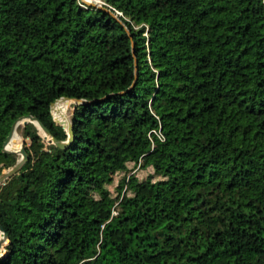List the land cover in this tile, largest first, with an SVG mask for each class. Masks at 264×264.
<instances>
[{
	"label": "trees",
	"instance_id": "16d2710c",
	"mask_svg": "<svg viewBox=\"0 0 264 264\" xmlns=\"http://www.w3.org/2000/svg\"><path fill=\"white\" fill-rule=\"evenodd\" d=\"M100 1L0 0V174L82 101L18 127L0 264H264V0Z\"/></svg>",
	"mask_w": 264,
	"mask_h": 264
},
{
	"label": "water",
	"instance_id": "95a60500",
	"mask_svg": "<svg viewBox=\"0 0 264 264\" xmlns=\"http://www.w3.org/2000/svg\"><path fill=\"white\" fill-rule=\"evenodd\" d=\"M80 1H81V3L85 4L86 6L93 7V8H96V9H98V10L105 11V12H107L109 15H112V16L115 17V15H114L110 10H108V9L105 8V7H103L102 5H98V4H96V3H91V2H85L84 0H80ZM60 100L63 101V102H69V103H71L72 105L82 103V101L72 100V99H68V98H62V99H60ZM60 100H58V101H60ZM58 101H56V102H58ZM56 102H55V103H56ZM55 103H53V104L51 105V110H52V106H53ZM23 119H25V120H33V121H36V122L38 123V125L41 127V129H43V130L46 132V134L51 138V140L53 141V143L55 144V146H56L57 149H59V150H65V149L69 146V144L73 141V130H72V124H71V120H70V119H68V121L66 122V126H65V132H66V135H67V139H66V141H61V140H57V139L53 138V137L49 134V132H48V131L42 126V124L39 123V122L36 120V118L31 117V116H25V117H21V118H19V119H18L17 121H15V123L12 125L11 130H10V133H9V135H8V137H7V139H6V141H5L4 144H3L2 152H3L4 154H7V153H8V151H7V149H6V146H7L8 141H9L11 135H12V131H13V127H14V125H15L18 121L23 120ZM39 150L42 151L43 149H42V148H39ZM19 151H20L21 154H22V158H21L20 162H19L16 166L9 167V168L6 169L3 173H1V174H0V181L7 180V179L11 178L12 176L16 175L17 173L20 174V173L22 172L23 167L26 165V163H27V161H28V156H27V154H26V152H25V149H24V147H23L22 144H21V146H20ZM19 174H18V175H19ZM18 175H17V176H18ZM17 176H16V177H17ZM16 177H15V178H16ZM15 178H13V179H11V180H14ZM4 186H5V185H4ZM0 233L2 234V238H3V239H2V242L5 243L7 246H9L8 237H7L6 233H5V231L3 230V228L1 227V225H0ZM1 256H2V253H0V257H1Z\"/></svg>",
	"mask_w": 264,
	"mask_h": 264
},
{
	"label": "bare ground",
	"instance_id": "6f19581e",
	"mask_svg": "<svg viewBox=\"0 0 264 264\" xmlns=\"http://www.w3.org/2000/svg\"><path fill=\"white\" fill-rule=\"evenodd\" d=\"M85 2H87L86 0H84ZM66 105H65V104ZM64 104V105H62ZM67 104L68 106H70V103L69 102H63V101H58L56 102L53 106H52V110L54 109V112L58 115V118L55 119V121L60 124L63 129L65 130V126H66V122L68 121V118L66 117V115L64 114L65 112V109L67 108ZM23 122H28V123H31L33 124L35 127H37L42 133L43 135L48 138L52 143L53 141L51 140V138L46 134V132L41 129V127L38 125V123L36 121H33V120H20L18 121L14 127H13V131H12V135L8 141V144L6 146V149L8 151V154H11V155H18L20 156V159L19 161L16 162V164L14 166H16L21 158H22V154L21 152L19 151L20 149V145L22 144V142L20 141V139L16 136V129L23 123ZM54 144V143H53ZM10 179V178H9ZM8 180V179H7ZM6 180L4 181H0V184L4 183ZM2 234L0 233V249L5 245V243L2 242Z\"/></svg>",
	"mask_w": 264,
	"mask_h": 264
},
{
	"label": "rangeland",
	"instance_id": "374dc122",
	"mask_svg": "<svg viewBox=\"0 0 264 264\" xmlns=\"http://www.w3.org/2000/svg\"><path fill=\"white\" fill-rule=\"evenodd\" d=\"M87 2H91V3H95V0H89V1H87ZM60 102H61V100H60ZM65 104V103H64ZM64 104H62V105H64ZM66 105V104H65ZM73 105L70 103V106H68V104H67V108L65 109V112H64V114L66 115V117L68 118V119H70L71 118V107H72ZM51 115H52V120L57 124V122L55 121V119H57L58 118V115L54 112V109L53 110H51ZM57 126H58V124H57ZM59 127V126H58ZM32 134H34V140H35V143H37L40 147H42L45 151H48V153L51 155V158H54V157H56L58 154H57V151H56V149H57V147L55 146V144L54 145H52V146H50V145H48L47 143H38V141H37V133H36V131L35 130H33V132H32ZM16 136L20 139V141H21V130L19 129V128H17L16 129ZM63 141V140H62ZM22 145H23V147H28V145H29V137H27V139L26 140H24V142L22 143ZM21 146V145H20ZM17 156V161H19V159H20V156H18V155H16ZM50 161V159H48V158H46V162L48 163ZM6 168V167H5ZM3 170V172L6 170V169H2ZM141 175H143V174H141ZM99 177H101V175H99Z\"/></svg>",
	"mask_w": 264,
	"mask_h": 264
},
{
	"label": "built area",
	"instance_id": "2783aa9c",
	"mask_svg": "<svg viewBox=\"0 0 264 264\" xmlns=\"http://www.w3.org/2000/svg\"><path fill=\"white\" fill-rule=\"evenodd\" d=\"M95 3L98 5H102V6H106L103 2H101L100 0H95ZM115 15H121L119 12L115 11ZM155 135L159 138L162 139V136L160 135V133H155Z\"/></svg>",
	"mask_w": 264,
	"mask_h": 264
}]
</instances>
